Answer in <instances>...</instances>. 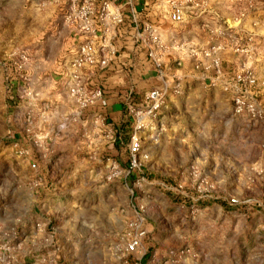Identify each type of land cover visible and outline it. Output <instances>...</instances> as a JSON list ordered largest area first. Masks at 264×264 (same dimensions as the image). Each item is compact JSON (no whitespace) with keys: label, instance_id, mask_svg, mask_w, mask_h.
<instances>
[{"label":"rangeland","instance_id":"374dc122","mask_svg":"<svg viewBox=\"0 0 264 264\" xmlns=\"http://www.w3.org/2000/svg\"><path fill=\"white\" fill-rule=\"evenodd\" d=\"M162 1L169 9L170 3L184 0ZM29 4L28 0H0V264H264V0L185 3L181 23L195 19L212 38L208 51L219 48L213 56L218 68L224 59L228 61L227 68L234 73L233 93L227 110L207 108L213 123H200L203 131L193 125L187 129L189 138L180 135L172 140L166 156L160 157L166 171L157 172L166 180L146 176L145 167L154 173L156 166L148 164L150 155L142 144L151 130L161 137L157 134L162 124L156 121L164 105L141 134L137 170L124 167L123 154L115 158L91 151L74 156L71 151L70 156H54L49 151L57 143L52 142L47 143V152L42 150L32 132L37 109L48 111L50 106L48 100L37 101L29 92L25 72L59 67L65 60L58 55L40 59L36 54L40 43L53 37L54 29L44 21V13L29 10L34 9ZM247 73L256 80L247 99L257 111L254 117L235 114L232 102L239 88L235 78ZM190 115L196 119L195 110ZM85 126L93 129L91 124ZM143 154L148 158L143 159ZM52 163L71 165V193L63 192L66 198L50 208L67 205L71 196V215L76 210L81 213L78 220L86 222L77 220L76 227L71 226L70 251L52 243L54 231H47L41 221L34 232L42 230L46 235L34 244L23 243L22 232L29 214L36 211V198L58 192L49 184H38L43 167ZM85 163H89L86 171H74ZM79 180L91 182H74ZM175 194L188 202H175ZM197 199L236 203L198 208ZM134 238L140 245L127 252Z\"/></svg>","mask_w":264,"mask_h":264},{"label":"crops","instance_id":"0c3cea01","mask_svg":"<svg viewBox=\"0 0 264 264\" xmlns=\"http://www.w3.org/2000/svg\"><path fill=\"white\" fill-rule=\"evenodd\" d=\"M28 1L29 8H34L29 10L43 12L44 21L54 29L53 37L41 42L36 54H39L40 59H55L58 55V59L65 60L59 67H35L25 72V76L29 77V92L35 95L37 101L48 100L50 106L48 111L37 109L38 119L32 132L44 152L48 151L47 143L52 142L57 143V146L54 145L56 148L49 151L54 156H70L71 151L74 156L88 155L93 151L96 155L116 158L122 154L119 127L126 117L123 114L124 109L128 111L131 106L129 103L133 99L137 107H141L147 92L154 89L163 90L166 85L164 106L158 112L160 120L156 121L157 124H162L160 134H157L161 137H156V129L151 130L149 139L146 141L144 138L145 141L142 142L150 155L148 164L156 166L154 173L148 171L152 169L145 167L143 171H146V176L166 180L165 175L157 172L166 171V162L160 157L166 156L165 150L169 144L172 145V140L180 135L188 137L187 129L193 125L201 127L205 123L212 124L213 120L206 111L208 107L215 106L227 110L226 102L231 100L234 76L227 68L228 61L224 59L222 68H215L210 58L203 57L200 52L208 51L213 42L212 38L208 37L203 26L199 27L198 23H194L195 19L192 21L188 18L183 23H173L168 18L166 6L161 4L162 0H132V10L136 18L133 23L127 14L130 11L126 0H112L120 4L122 13H125V24L107 26L105 29L99 27L98 35L103 32L96 42L99 46H107L115 54L105 69L93 68L83 71L88 89L100 88L103 91L105 106L96 104L87 109H79L68 94L66 62L73 59L84 37L64 23L65 0ZM147 25L153 27L159 39V43L149 47L160 58L162 76L148 57V49L145 46L148 38L143 32V27ZM101 35L104 36L103 41ZM42 75H49L51 78H41ZM36 104L39 107V103ZM194 110L196 119L190 115ZM70 120L75 123L74 126L68 122ZM229 123L230 121H227V124ZM86 124L93 125V129L87 130ZM201 130L203 131L204 127H201ZM125 148H128V145ZM156 154H159V157L153 160ZM88 167L89 163H85L74 171L83 172ZM41 173L43 180L39 179L38 184H49V187L58 189V192L51 193L49 197L43 194L42 198H36V211L29 214L25 233L22 232L23 235L26 234L23 243L34 244L36 238L40 240L46 235L42 230L34 232V225L41 221L44 227L47 225V231H54L55 241L51 242L63 252L70 251L71 226L73 229L76 227L81 213L75 210L71 215V196L70 202H65L67 205L58 208H50V205H58L61 198L65 199L63 192L71 193V165L47 164ZM74 182L86 185L91 181ZM78 221L86 223L82 218ZM21 237L22 235L19 239ZM38 246L40 248L41 243ZM35 249L37 250V245ZM93 249L95 248H90L89 251L92 252Z\"/></svg>","mask_w":264,"mask_h":264},{"label":"built area","instance_id":"2783aa9c","mask_svg":"<svg viewBox=\"0 0 264 264\" xmlns=\"http://www.w3.org/2000/svg\"><path fill=\"white\" fill-rule=\"evenodd\" d=\"M132 0H126L127 6L130 8L131 17L135 20L134 10H132ZM201 1V0H197ZM66 13L63 16L64 23L71 26L75 31L84 37V41L79 45L76 54L68 64L67 71V90L70 97L73 99L79 109H87L96 104L105 106V100L101 89L95 88L89 90L83 75L86 69H105L115 52L110 50L105 45H98L97 40L98 28L105 29L107 26H119L123 23L124 17L121 11V6L112 0H65ZM185 3H191V0H184L182 3H170L166 10L168 18L173 23H181L184 20V6ZM143 32L148 38L145 41V46L148 49V57L155 64L158 74L162 76V64L160 58L155 51L149 47L151 44L159 43V39L152 26L147 25L143 27ZM104 34V33H103ZM103 36V35H101ZM104 40V36L101 37ZM150 43V44H149ZM219 48L210 49L202 53L203 57L211 59L212 65L218 68V61L213 58ZM194 55H196L194 53ZM239 85L237 94L233 97L234 113L241 115L249 113L253 117L257 111L251 103L247 100L251 95V88L255 85L256 80L250 73L238 75L235 78ZM165 87L163 90L154 89L147 92L143 97L142 106L134 108L128 107V112L132 118V134L128 143V151L130 157V169L137 170L140 164L141 154V134L152 126L156 113L164 103ZM264 149V147H263ZM22 154V152H20ZM24 154H27L24 153ZM143 159H147L146 154L142 155ZM31 168L35 169L36 165ZM234 205L236 201L231 199L229 202ZM140 245L139 239H132L126 246L127 252H134Z\"/></svg>","mask_w":264,"mask_h":264},{"label":"trees","instance_id":"16d2710c","mask_svg":"<svg viewBox=\"0 0 264 264\" xmlns=\"http://www.w3.org/2000/svg\"><path fill=\"white\" fill-rule=\"evenodd\" d=\"M128 10L130 11V8L128 7ZM127 14L130 16V18H131V23H133V19H132V17H131V15H130V13L129 12H127ZM123 17H124V21H123V23L121 24V25H123V24H125V19H126V17H125V13L123 14ZM130 26H131V24H130ZM100 89V88H99ZM102 91V90H101ZM102 93H103V91H102ZM103 98H104V94H103ZM132 107H134V108H139V107H137V105L135 104V102H134V99H133V101L131 100L130 101V103H129ZM128 111H126V109H124V115L126 116L125 117V120L122 122V124L120 125V127H119V129H120V141H121V143H122V154H123V156L126 158V160H124V162H125V168H127L128 170H130V157H129V151H128V148H125V146H127L128 145V143H129V141H130V137H131V134H132V122H131V119H130V117H129V115H128ZM132 170V169H131ZM174 200H175V202H178V203H182V204H186L188 201H187V198L186 197H184L183 195H181V194H175L174 195ZM190 200V199H189ZM196 205V207H198V208H203V207H206V206H209V205H211V204H213V203H218L219 205H221V206H223V207H231V206H233V205H231V204H229V202L228 203H226V202H224V201H222V200H220V199H216V200H209V199H207V200H202V199H197L195 202H194ZM147 258L148 257H145L144 259H143V262L144 261H146L147 260Z\"/></svg>","mask_w":264,"mask_h":264}]
</instances>
